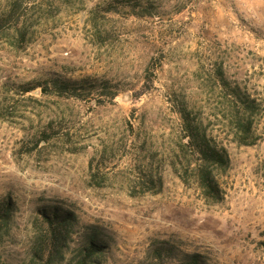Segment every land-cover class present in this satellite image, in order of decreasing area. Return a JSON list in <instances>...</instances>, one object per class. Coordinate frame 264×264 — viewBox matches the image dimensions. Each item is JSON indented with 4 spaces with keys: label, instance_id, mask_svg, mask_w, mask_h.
Returning <instances> with one entry per match:
<instances>
[{
    "label": "rangeland",
    "instance_id": "1",
    "mask_svg": "<svg viewBox=\"0 0 264 264\" xmlns=\"http://www.w3.org/2000/svg\"><path fill=\"white\" fill-rule=\"evenodd\" d=\"M234 91L253 144L233 141ZM182 110L228 149L220 202L171 165ZM9 204L0 264H264V0H0Z\"/></svg>",
    "mask_w": 264,
    "mask_h": 264
},
{
    "label": "trees",
    "instance_id": "2",
    "mask_svg": "<svg viewBox=\"0 0 264 264\" xmlns=\"http://www.w3.org/2000/svg\"><path fill=\"white\" fill-rule=\"evenodd\" d=\"M59 90H66L70 84L64 81L56 80ZM44 90H46L44 88ZM29 91V90H27ZM235 99L229 106L230 111V128L231 134L233 136V141L239 145H249L253 144L256 139H254V122L251 117L254 99L250 97L244 98L240 93L234 91ZM182 114V127L183 136H181L179 141V146L175 148L174 152L180 153L179 161H172L171 165L175 171H177L186 184L194 182L197 187L201 190L203 196L210 203H217L223 199V189L220 184L219 175L226 171L230 164L231 159L228 149L215 137L209 135L201 121L194 122L191 121L189 117L186 116L185 111H181ZM187 138V141H183ZM190 151L195 159H188L184 152ZM184 153V158L182 159V154ZM176 156L178 154L176 153ZM152 183L155 182L152 178L149 179ZM162 182V178H159ZM11 205L5 206V209L0 211V218L3 222H7L10 214L8 209ZM1 210V209H0ZM71 213L66 212L65 217L60 219V215L57 210L52 213H45V217L51 223H57L55 229L51 231L52 241L54 244H62L65 240V234L63 233L62 227L71 220ZM101 247L100 243L92 239L89 243L87 257L91 255H98L96 253ZM41 258L44 257V249L41 248ZM57 254L61 256L62 252H59L57 248ZM57 255V256H58ZM84 264H93L88 259H85Z\"/></svg>",
    "mask_w": 264,
    "mask_h": 264
}]
</instances>
